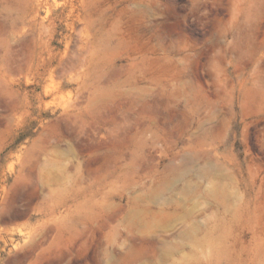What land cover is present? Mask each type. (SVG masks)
Wrapping results in <instances>:
<instances>
[{
	"label": "rangeland",
	"instance_id": "374dc122",
	"mask_svg": "<svg viewBox=\"0 0 264 264\" xmlns=\"http://www.w3.org/2000/svg\"><path fill=\"white\" fill-rule=\"evenodd\" d=\"M0 264H264V0H0Z\"/></svg>",
	"mask_w": 264,
	"mask_h": 264
},
{
	"label": "bare ground",
	"instance_id": "6f19581e",
	"mask_svg": "<svg viewBox=\"0 0 264 264\" xmlns=\"http://www.w3.org/2000/svg\"><path fill=\"white\" fill-rule=\"evenodd\" d=\"M91 42H92V39H91Z\"/></svg>",
	"mask_w": 264,
	"mask_h": 264
}]
</instances>
